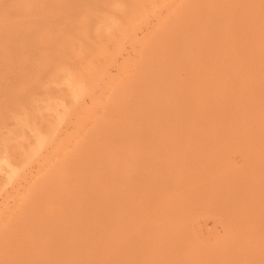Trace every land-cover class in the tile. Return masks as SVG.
<instances>
[{
	"label": "rangeland",
	"instance_id": "rangeland-1",
	"mask_svg": "<svg viewBox=\"0 0 264 264\" xmlns=\"http://www.w3.org/2000/svg\"><path fill=\"white\" fill-rule=\"evenodd\" d=\"M141 1L143 0L140 1L110 0V2L109 0H86V1L84 0H64V1L63 0H52V1L51 0H44V1L43 0H0V85H1L0 86V144L1 141L3 140L1 139L2 137L5 139L7 138V136H9L11 133L15 131H18V135L21 136V138L18 137L15 138L18 141L13 139L7 145L6 144L4 145V148L6 150L5 152L8 151L6 153V156L10 160L12 167L14 166L13 168H15V170L17 171V175H15L13 181L10 182V179L8 180L9 171L6 170L8 172L7 174L5 170L0 169V216L8 217L15 215L17 216L18 214H21L23 216L32 213L35 215L37 214L36 215L38 217L37 220H39L38 223L39 225L37 230L38 229L42 230L39 232L40 233L42 232L43 237L41 236V244L36 246L35 248L36 251L34 250L35 253L33 252L35 255H33L32 253V257L28 259L29 261L30 260L32 261V262L30 261L29 264H43V263L73 264L74 262L78 263L77 261L80 258L79 253H81L80 252L81 246L85 252L89 251L92 247V243H93L92 240L94 239V237L93 238L91 237L92 236H95V238L96 236L98 237L99 236L98 232L102 231L101 228L102 227L105 228L103 224L105 225V222L109 221V219L107 218L114 217V201H113L114 190L112 192L111 189H114V180H115L117 182L119 181L118 184L122 185L124 189L126 188L125 190L129 191L131 197L122 196L121 201L123 203L120 201L122 204L124 205L127 204L130 206V208L126 209V211L129 212V214L126 215L127 212L125 211L123 215L117 216L118 218H114L115 219L114 225H116L115 228L119 227L121 229V231H119L120 229L118 230L117 228V231L119 232L118 234L120 235V239L122 238L120 243L122 245L116 246L117 248L120 247L121 248L117 250V248L114 247V251H116L115 253L117 254L119 253L118 255L116 254V256L114 257L116 259V260L114 259V264L116 263L118 264H130V263L131 264H143V263L145 264H152V263L153 264H192V263L193 264H217V263L239 264V262L240 264H254L255 262L252 259L249 252L246 251L247 253L244 252V254L243 253L241 254L240 251H237L238 248L236 246L234 248L231 246L227 247L223 245L226 244L224 243L225 241L224 234H225V230L227 229L225 227L229 228L231 226V224L229 225L230 220L225 218L227 217L225 215H227L226 209L228 207H226V204L222 202L223 200H225V198L222 197L223 200L221 201L222 199L221 197L215 195V198H211L213 196L209 194V191L212 189L211 188L212 185L209 184L211 182L209 181V179L211 180L212 178L211 175L215 171V169H212L213 167L209 165V162L213 160L216 161L218 156H220L219 154L221 153L226 155L227 156L226 158H229L228 161L232 163L233 166L237 168H241L242 165L241 156L242 154H244L243 146L245 143L244 140L246 141V139L243 137L229 138L224 140L223 139L220 140L219 138H213L214 139L213 141V139L211 138L199 139L194 136H177L176 134H174L168 137L164 135L168 129L172 132L174 127H176L175 120L178 119V121L180 122H185V121L187 122L189 118L191 120L193 119V117L195 116V111L192 110L194 109H191L192 107L190 106L187 107L188 105L185 104L189 102V100H191L190 94L188 93L191 92L192 90L191 86L193 85H195L196 87L199 86L198 90L203 88L205 89V87L200 88V86L202 85H196V84L201 83L204 84L203 86H207L206 82L202 83V80L207 81L208 78L201 76V73L203 72L201 73L193 72L192 67L188 68L191 71L188 69H186V71L185 69H181L183 65L180 63L179 59H177V61L174 60L175 66L174 63L172 62L171 65H168V68L170 69V72H174L179 76L178 79L179 81H182L183 84H179L178 86L176 85L174 87V89L172 90L173 95H169L168 92L166 94H163L164 97L162 98H164L163 100L164 102L165 100H167L166 98L167 96H171L172 101L168 102L169 105L166 104V102L165 103L162 102V100L153 101L154 97L149 96L148 93H147L148 98L145 96V93L143 92L145 89V82H146L145 80L152 77L150 76V73L154 72V68H153L154 64H156V60L158 61V59H155V55L157 58H159V54H157V51L156 54H154L155 52L150 51L151 55L153 54V56L149 55L151 57L148 56L150 59L148 58L149 60H147L145 54L148 55L150 52L148 53V50L146 49L144 51H147L148 54L145 52L143 56L146 59L145 61V59L142 58L141 56L142 54L141 49L143 48L141 46L142 45L141 43L145 41L144 39L147 38L148 35L150 36L152 34V31L156 25L155 17H157V20L160 18L162 19V17L164 18L166 14L164 13L165 11L162 9L161 10L163 12L162 11L159 12L160 10H156L157 12L155 11L153 15L152 13H149L147 15L145 23L143 24L138 23L139 25L137 27H134L133 29H130L129 27H125L124 25L126 23L122 20V18L123 19L126 18L125 19L126 21L130 17V15H127L125 13L127 12L129 13V10L131 9V4L134 6L133 9H135L136 5L137 7L139 6L137 2H141ZM174 1L175 2L178 1L179 3V0H174ZM135 2L136 5L133 4ZM112 6L115 7L116 11ZM156 14H158L159 16H156ZM60 15L62 18L60 17ZM123 15H127L129 17ZM116 19L118 20L120 25L116 21ZM82 20L86 22H83ZM112 20L115 21L116 23L115 27L113 26L115 24L114 22H112ZM56 21L57 23H55ZM107 22L110 23L108 24ZM42 23L44 24L40 26V24ZM86 23L88 24V27ZM110 26L111 27L113 26L115 29L114 28L111 29ZM120 28L121 29L124 28L125 30L127 28V30L124 31V29L121 30ZM22 32L24 33L22 34ZM36 33L38 34V36L33 35ZM97 33H99V37L100 35L102 36L98 38ZM117 33L121 35L120 37L121 39H119L120 35H118ZM186 37H189L188 31H186ZM111 38L114 41L112 40V42H110ZM116 38H118L119 40L118 39L116 40ZM41 39L44 40L41 41ZM118 41L120 42L122 41V42L120 43ZM113 42H115V44ZM212 42L215 43L214 41ZM150 47L148 48L150 49ZM155 48L158 50L159 47L155 45ZM151 49L153 50V46L151 47ZM100 50L102 52L103 50H105L106 53L104 51L105 54L102 55V52ZM176 50L177 51L175 53L178 54L176 58H180L182 55L179 53V49L176 48ZM100 53L103 56L101 58H100ZM201 56L204 59H207L208 57L204 53H202ZM190 59L188 58V60L186 61L184 59L186 65L189 64L186 62H188ZM150 60L152 61L150 62ZM181 62L184 63L183 59ZM45 63L48 64L44 65ZM142 65L143 66L149 65L148 66L149 68L147 66L146 67L150 69V71H148L147 68H145V66L142 67ZM157 65L158 64H156V66ZM170 67L173 68L171 69ZM184 71L187 74L184 73ZM64 74L65 76L66 74L72 76L75 82L76 80H78V82L82 81L81 82L83 84L82 86L83 87L86 86L85 87L87 89L86 92L81 96H78L77 98L72 96L67 86L61 83L62 81L60 80V78L61 77L63 78ZM142 74L144 76H142ZM188 74H192L194 75V77L199 75V77H201L200 79L201 82L200 80L199 82L195 80L196 77L193 79L191 75L187 77ZM86 75H88L89 77ZM203 75L206 76L205 73H203ZM87 77L88 79H86ZM190 77L193 79V81L195 80L198 83L192 81L193 83L191 82L192 85L190 86L189 81L191 79L188 82H185L187 81L186 78L189 79ZM181 78H184L185 80L183 79L181 80ZM210 80L211 79L209 78V82H211L210 85H213V82ZM184 83H186L185 84L186 86H184ZM210 85H208L206 89L209 88ZM177 87H179L180 90H178ZM9 98L11 101H9ZM185 99L187 101H185ZM159 101L160 103H157ZM48 106L52 108L51 111H49L50 108L48 109ZM54 106H56L58 109H56ZM146 107L148 108L145 110ZM45 108L47 111L45 110ZM100 110L101 112L103 111L104 112L101 114ZM178 111H180L179 113H181V111L182 113L183 112L186 113L185 115H183L184 113L183 114L181 113L182 115H179ZM96 114L99 115L97 116ZM102 115L105 117L104 121L110 122L109 128L106 127L107 126L106 124L102 125L100 123L96 124L95 126L96 128L93 126L96 121L99 122V120H101L100 117H102ZM177 116L178 118H176ZM115 118L119 119V123H121L120 121L123 118L126 120L125 121L123 119L125 122V127L123 130L125 131H122L120 129L122 132L128 131L126 135L123 133L124 136H122L121 134L122 137L119 136L117 138H114L113 136L114 134H112L111 132L112 129L114 132L113 121ZM150 118L152 120H150ZM190 119L188 121H190ZM24 120L25 121L27 120L29 122L27 124L29 125L27 129L25 127L26 131L23 130L24 131L23 133L22 131L23 126L21 125H22V121ZM19 121H21V123H19ZM111 122L113 124H111ZM145 122H151V125L153 126L152 130L155 131L154 132L155 135H152L150 131H149L150 133L147 130L144 131L145 127H147L146 125H150V123L147 124ZM92 123L93 125H91ZM127 124H128L127 126L128 129L126 127ZM129 125L132 127L130 128ZM134 125H137L135 126L136 128H133ZM18 126L22 127L21 128L22 132L20 131V128L18 130ZM78 127L80 130L78 129ZM108 129L111 131H109ZM29 130H31L32 132L33 131L36 132L38 130V133L39 132L40 133L33 134L30 133ZM103 130L104 131L106 130V132H104ZM141 130L143 132H141ZM176 131L178 132L179 130L176 129ZM159 132L163 138L161 137V135H159L160 138L158 137ZM81 133H83V135L80 136ZM141 133L143 134L144 137L142 136ZM94 134H98V135L96 136ZM37 135L47 140V141L45 140V145L43 146L44 148L40 149L41 151L38 150L36 151L37 146L35 145H36ZM138 136H142V137L139 139ZM76 137H78V139H76ZM137 138H138V144H136ZM82 139H85L86 143L78 144L80 140H81L80 143L83 141ZM101 139L105 141L102 142ZM74 140L76 142L78 141L76 145ZM133 143H135L136 146L138 147H136L135 144ZM86 144L88 147L89 146L90 147L88 148ZM94 145L96 149L93 147ZM197 145H198L197 147L198 150H196V152L199 151L197 153L198 154L200 153L199 161L197 159V156H194L192 154H191L192 156L190 155V149ZM59 147H63L60 148L62 150H60ZM114 147L116 149L120 148V150L124 148L123 150L129 153L126 155V157L128 158L123 157V159H121L120 161L121 163H123L120 164V166H124L125 164L126 165L124 166L125 169L122 170V172L125 173L123 174L121 172L123 174V175L121 174L122 176L119 175V173L116 174V176L119 175L118 178L119 180L114 178L112 179V177H114V155H112L114 154ZM235 147L242 148L243 151L239 149L240 151L238 152V150H234ZM230 148H232L231 150H233L234 152L231 151ZM54 149L55 150L58 149L59 152L63 154V157L67 155L66 158L64 159L69 160L68 162L70 161L71 162L68 163L67 161H64V164L61 165L60 157L62 155L59 156V160H58L57 159L58 156L56 155L59 152L57 151V153H54L56 152ZM64 149H66L68 152H72L74 155L73 156L70 155L72 153L70 154L68 153L69 155L68 154L65 155L64 153L66 150ZM91 149L93 150L95 149V150L93 151ZM225 149L228 150L227 154H225L227 151L224 152ZM35 151L38 152V154ZM202 153L203 155L201 156ZM101 155H103V157H100ZM68 156H70V158H68ZM201 157H203L204 159H202ZM110 160L112 162H109ZM122 160L125 161V164ZM77 161L79 164L77 163ZM85 161H87V163ZM127 162L129 164H127ZM204 162H206V164ZM203 164L205 166H203ZM58 165L60 166L59 168L61 170L64 167L63 169L64 171L61 174L63 178L61 177L60 180L57 179L58 180L57 183L60 184L62 183L61 185L65 187L64 194L63 191L60 192L61 191L60 186H59L60 188H57L55 186L57 181L56 170H58ZM79 165H81V167ZM174 165L176 166V168ZM128 167L131 168L129 169ZM171 167H174L175 169ZM199 167L201 168L207 167V168L201 169ZM66 168H70V169L66 171ZM101 168L106 172L104 173V171L101 170ZM116 169L118 171L119 169L121 170V168L118 166H116ZM176 169L177 171L180 170L183 173L182 174L183 178L180 177L178 182V185L181 183L180 188L184 189V190L182 189V196L184 194L183 203L182 202L180 203L178 207L179 209L177 208L173 212H170L171 214L169 213L167 214L166 212L162 214L157 213L158 214L157 217L153 216V214L154 215L156 214L155 212L150 210L149 212L147 211V214H149L148 217L146 216L142 217L140 215V211L139 212L137 211L138 208L137 209L135 208L136 206L135 202L138 201L137 197L139 196L138 193L139 190L147 187L150 184H152L153 186V182L154 184H156L154 186L155 187L157 186L159 189L160 187L161 188L163 187L164 189V187L166 188L170 186L168 184V180H166L167 173L175 172ZM197 169L202 172L204 171V176L203 174H201L198 177H196L197 176L196 173L199 172ZM42 170L45 172H43ZM86 171H89V173ZM101 171L104 174L103 173L101 174L100 173ZM94 174L96 176H94ZM93 176L96 178H94ZM43 178L48 180L44 181V183H41L43 181L42 180ZM92 178L96 179V181ZM120 178L122 180H120ZM240 179L241 178H239L238 180L236 179V181L238 182L234 183L237 184V186L239 185V188L243 186V183L240 182L242 180ZM53 181L55 182V184L53 183ZM95 183H97V185ZM201 184L203 185V188L201 187ZM38 186H40L41 188ZM31 188L34 192L30 190L33 193L30 195L33 196L32 197L30 196L29 198L28 191ZM52 188L54 189L52 190ZM240 189L242 190V188ZM240 189L238 188L236 189L238 195L241 194ZM46 193H48L49 196L48 195L45 196ZM27 194L28 196H26ZM217 197L218 199H216ZM48 198L49 200H47ZM262 198L263 197H257V201L258 199L261 200ZM32 199H34L35 201L33 200L34 202H31ZM75 199H77L76 202ZM44 200H47L46 201L47 203L43 202ZM209 200L211 201L209 202ZM25 201L26 204H24ZM212 202L215 203L213 204ZM36 203L39 204L37 205ZM20 204H22L25 208ZM48 205H54V206L56 205V208L57 206L58 208L61 207L59 210L62 211L64 210V211L57 212L56 214L53 212L54 213L53 217L52 218L50 217L48 220L46 217V209L48 208ZM132 206H134L136 210L135 209L132 210ZM212 207H215L216 209L214 210V208ZM137 212L138 214H136ZM218 214L220 215L218 216ZM158 217L160 218V220L158 219ZM218 218L220 222H218L219 221ZM221 219H223L225 222ZM41 220L43 222H41ZM46 221L48 222V224H46ZM164 222L165 223L167 222L169 227H172L171 225L174 224V226H176L174 229L176 230H171V228L165 226ZM136 223L138 227L140 226L141 228L145 227L146 228L145 231L144 229H142L141 231V229H139L138 227H136L137 229L136 230L134 228ZM61 225L63 227L65 226L64 227L65 229L64 228L62 229ZM120 225L122 226L120 227ZM96 226L98 229L96 228ZM150 228L153 231L156 230V232L150 231ZM163 228H166L165 229L166 231ZM46 229L47 231H45ZM149 233H151L153 236L156 233V235L153 237ZM131 236H133L134 238ZM136 236H138V238ZM149 238L154 240L151 241ZM79 240L82 242H80ZM139 240L141 241V243ZM146 240L148 241L147 243H149L150 245L145 243ZM163 240H165V242H163ZM87 243L88 244L90 243L91 245L90 244L89 245L91 247ZM164 243H165V247L163 246ZM169 245H172V248L169 249L170 247ZM83 246L86 248H84ZM145 246L146 249L144 248ZM215 247L217 248L219 247V248L217 249ZM159 249H161L162 251ZM192 251L194 252V254H192L193 253ZM120 253H122L121 254L122 256L120 255ZM248 254L250 256H248ZM191 256L192 258H190ZM201 257L203 259H201ZM73 258L75 260H73ZM22 259L25 260L24 258ZM197 259H199L200 261ZM25 263L28 264V262Z\"/></svg>",
	"mask_w": 264,
	"mask_h": 264
},
{
	"label": "bare ground",
	"instance_id": "bare-ground-1",
	"mask_svg": "<svg viewBox=\"0 0 264 264\" xmlns=\"http://www.w3.org/2000/svg\"><path fill=\"white\" fill-rule=\"evenodd\" d=\"M84 1H86V0H84ZM133 1H135V0H133ZM109 2H110V0H109ZM141 2H137L138 5H139L138 7L136 5V2L133 3V4L136 5L135 6L136 7L135 9H133L134 6L131 4V9L129 10V13L130 14L128 12L125 13L127 15H130V17L127 16V15H123V16L129 17V19H127L126 21H125L126 18H124V19L122 18V20L126 23L124 25L125 27H129L130 29H133L134 27H137L139 24L145 23V20L147 18V15L149 13H152V15H153L156 10H160L159 12H161L162 10H164L165 11L164 13L166 14L164 18L161 16L162 19L160 18V19L157 20V17H155L156 25H155V28L152 31V34L150 36L148 35L149 37L147 36V38L144 39L145 41L144 42L142 41L143 43H141L142 44L141 46L143 47L141 49V51H142V54H141L142 58L145 59V57H146L147 60H149L150 59L149 57L153 56V54L151 55V52L150 51L155 52L154 54H156V51H157V54H159V58H157L156 55H155V59H158V61L156 60V64H158V65L156 66V64H154V67H153L154 68V72H151L150 73V76H152V77L151 78H148L147 80H145L146 81L145 82V89L143 91L145 93V96L147 97V93H148L149 96H151V97L153 96L154 97L153 101L162 100V102H164L163 101L164 98H162V97H164L163 94H166L168 92L169 95H173L172 94L173 93L172 90L174 89V87L176 85L178 86L179 84H183L182 81H179V79H178L179 76L176 73H174V72H170V69L168 68V65H171V63L172 62L174 63L175 62L174 60L177 61V59H179L180 63L183 65L181 67V69H185V71H186V69L192 67V69H193L192 71L195 72V73H201V72L205 73L206 76H204L203 73H201V76H203L205 78H208V79H207V81L206 80H202V83L206 82L207 86L210 85L211 82H209V78L211 79L210 81L213 82V85H210L209 88L206 89L207 86H203L204 84L198 83L199 80L201 79V77H199L198 74H197L198 76H195L196 78L192 74H188L187 75V77H189V75H191V77L193 79L195 78V80L198 81V82H196L194 80L196 83H198L196 85H202V86H200V88L201 87H205V89L203 88V89H199L198 90V87L199 86L198 87H196L195 85L191 86L192 85L191 82L193 81V79L191 77L189 79L186 78L187 81H185V82H188L191 79L189 81V83H190V86L192 87V90H191L190 93H188V94H190V99L191 100H189V102H187V103H185V102L184 103L186 105H188L187 107L190 106V107H192L191 109H194L192 111H195V116L193 117L192 120L189 118L190 121H188L189 120L188 119L187 122L186 121L185 122H180V121H178V119L175 120L176 123L175 122L174 123L176 124V127L177 128L174 127V129L176 128L179 131L177 132L176 129L175 130L173 129L172 132H171L168 129L167 132L164 135L165 136H168V137L169 136H172L174 134H176L177 136H194V137H197L199 139H203V138H205V139H207V138H211V139H213V138H219L220 140L221 139L224 140V139L237 138V137L238 138L239 137H243V138L246 139V141L244 140V142H245L244 143V146H243L244 151L242 150V148H239V147H235L234 148V150H238V152L240 151L239 149H241L244 152V154H242V156H241L242 157V163H241L242 165H241V168H237V167L233 166L232 163H230L228 161L229 158H226L227 156L224 155V154H221V153L219 154L220 156H218V158H217L216 161L213 160V161L209 162V165H211L213 167L212 169H215L214 173L211 175V177H212L211 180L208 178L209 181H211L209 184L212 185V187H211L212 189L209 191V194H211L213 196L211 198H215V195L218 196V197H221V198L222 197L225 198V200H223V198H222L221 201L223 200L222 202L224 204H226V207H228L226 209L227 210V212H226L227 215H225L227 217H225V218H227V219L230 220L229 225L231 224V226L228 228V227H225L224 226L225 224L223 225L225 228H227L225 230V234H224V239H225L224 243H226V244H223V245H225L227 247L228 246H231V247H234V248L236 246L238 248V250H237V248H236V250L237 251H240L241 254L242 253L244 254V252L245 253L249 252L250 255H251V257H252V259L255 262L254 264H264V0H179V3H178V1H176L177 2L176 3L174 0H143ZM105 3H107V2H105ZM140 3H141V5H140ZM107 4H109V3H107ZM112 7H114V6H112ZM52 8H54V7H52ZM114 10H115V7H114ZM121 12H120V14H121ZM131 13H133V14H131ZM86 14H87V12H86ZM158 14H156V16H159ZM60 17H61V15H60ZM49 18H50V16H49ZM86 19H88V18H86ZM87 21H90V20H87ZM116 21L118 22L117 19H116ZM83 22H86V21H83ZM112 22H114L115 25H113V24L112 25L115 27L116 26L115 21L112 20ZM44 23L40 24V26L43 25ZM55 23H57V21ZM87 23H89V22H87ZM87 23H86V25L88 27V24ZM107 23L109 24L110 22H107ZM105 25H106V22H105ZM119 25H120V23H119ZM126 25H128V26H126ZM84 26H85V24H84ZM113 26L112 27L110 26V28L113 29L114 28ZM121 26H122V24H121ZM117 27H119V26H117ZM85 29H86V27H85ZM122 29H124V28H122ZM126 30H127V28H126ZM126 30L124 29V31H126ZM97 31H99V30H97ZM186 31L189 32V37L190 38L189 37H186ZM23 33L24 32H22V34ZM97 34H98L97 35L98 38H100L102 36V35H100V37H99V33H97ZM117 34L120 35L119 33H117ZM33 35H37L38 36L37 33L36 34H33ZM120 37H121V35L119 36V39H121ZM29 39H30V37H29ZM117 39L118 38H116V40ZM42 40H44V39H41V41ZM95 40H97V39H95ZM110 40H111L110 42H112L113 39L111 38ZM32 41H35V40H32ZM186 41H187V43H186ZM212 41H214L215 43H213ZM115 42H117V41H115ZM115 42H113V43L115 44ZM118 42H120V41H118ZM154 44L159 47L158 50L155 48V45ZM183 45H185V46H183ZM150 46L151 47L153 46V50L151 49ZM148 47H150L151 50ZM176 48L179 49V53L182 55L180 57L181 60H180V58H176V56L178 55V54L175 53L177 51ZM146 49L148 50V53L150 52L149 54L147 53V51H144ZM154 49H156V50H154ZM104 51L105 50H103V52L101 51L102 52V55L106 53V51H105V53H104ZM115 52H117V51H115ZM145 52L148 55H146ZM202 53H204V54H206L208 56L207 59H204L201 56ZM144 54H145V57H143ZM102 55L100 53V58L103 57ZM149 55H151V56H149ZM188 58L189 59L191 58V59L188 62H186V63H189V64L186 65L185 62H184V59L186 61V60H188ZM182 59H183V62L184 63L181 62ZM203 59L205 60V62H204ZM145 61H146V59H145ZM151 61L152 60H150V62ZM47 64L48 63H45L44 65H47ZM184 64H185V66H184ZM144 66H145V68H147L149 65L148 66L147 65H144ZM144 66L142 65V67H144ZM174 66H175V63H174ZM148 68H147V70L150 71V69H148ZM170 68L172 69L173 67H170ZM178 68H180V67H178ZM86 70H87V68H86ZM188 70H190V69H188ZM145 71H146V69H145ZM185 71H184V73H186ZM143 74H142V76H144ZM88 75H89V73H88ZM88 75H86V76H88ZM83 76H84V73H83ZM88 77L86 79H88ZM61 78H60V80L62 82L61 81L60 82L63 83V85L67 86V88L69 89L70 94L72 96H74V97L77 98L78 96H81L82 94H84L86 92V90H87L85 88L86 86H84V87L82 86L83 85L81 83L82 81L81 82L80 81L78 82V80H76V82H75L74 79L72 78V76H70L69 74H66V76L64 74V77L62 79ZM182 79L185 80L184 78H181V80ZM213 80H215V81H213ZM200 82H201V80H200ZM114 84H115V82H114ZM185 84L186 83H184V86H186ZM179 87H181V86H179ZM179 87H177L178 90H180ZM152 91H153V93H152ZM166 98H167V100H165V102H166V104L169 105L168 102L169 101H172V98H171V96H167ZM173 98H174V96H173ZM9 101H11L10 98H9ZM185 101H187V100L185 99ZM157 103H160V101L157 102ZM145 104H146V102H145ZM181 104H178V105H181ZM54 107L56 109H58L56 106H54ZM183 107H184V104H183ZM49 108H50L49 111H51L52 108L50 106H48V109ZM115 108H117V107H115ZM123 108H124V106H123ZM147 108L148 107H146L145 110ZM179 108H181V107H179ZM187 109H186V111H187ZM45 110H46V108H45ZM101 110H100V112H101ZM183 110H185V109H183ZM182 111H181V113H182ZM103 112H101V114ZM136 112H137V110H136ZM141 112H142V110H141ZM179 112L180 111H178V114L179 115H182L183 113H184L183 115H185V113H186V112H183L181 114ZM189 113H191V112H189ZM96 115L98 116L99 114H96ZM148 116H150V115H148ZM174 116H176V115H174ZM178 116L176 118H178ZM100 118H101V120L98 119L99 122L96 121L94 123V125H93V123L91 125H93L95 127L97 123H100L102 125L103 124H106L107 125L106 127L109 128V125H110L109 123L110 122L104 121V118L105 117L103 115ZM22 119H23V117H22ZM123 119H121V121H120L121 123H119V119H117V118H115L114 121H113L114 122V132H113V129H112V132L111 133L114 134L113 135L114 138H117V137L121 136V134H122V136H124V134L126 135V133L128 132V131L127 132H122V131H125V130H123L124 127H125V122H124L125 119L124 120ZM116 120H118V121H116ZM122 120H123V122H122ZM144 120H146V119H144ZM150 120H152V119L150 118ZM182 120H183V118H182ZM173 121H174V119H173ZM130 122H131V120H130ZM19 123H21V121H19ZM27 123H29L27 120L26 121L25 120L22 121V125H21V126H23L22 131L23 130L26 131L25 130V127L27 129V127L29 125ZM145 123H147V124L150 123V125H146L148 128L145 127L144 131L145 130H147L148 132L150 131L152 135H155V133H154L155 131L152 130L153 126L151 125V122H145ZM111 124H113V123L111 122ZM128 124H129V122H128ZM128 124L126 125V127L128 126ZM133 124H134V122H133ZM140 124H142V123H140ZM120 125H122V126H120ZM130 125H131V123H130ZM130 125H129V127L131 128L132 126H130ZM137 125H134L133 128H136L135 126H137ZM21 126L20 127L18 126V130L20 128V131H21V128H22ZM79 126H81V125H79ZM16 127H17V125H16ZM78 129H79V127H78ZM91 129H92V127H91ZM127 129H128V127H127ZM31 130H33V129H31ZM31 130H29L30 133H33V134L34 133H37V134L40 133V132L38 133V130L36 132H34V131L32 132ZM24 131H23V133H24ZM109 131H111V130H109ZM104 132H106V130ZM141 132H143V131L141 130ZM81 135H83V133H81L80 136ZM94 135L97 136L98 134H94ZM152 135H150V136H152ZM159 135H161L160 132L158 134V137H159ZM132 136H134V135H132ZM142 136H143V134H142ZM142 136H138L139 139ZM16 137L21 138V136L18 135V131H15V132L11 133L5 139L2 137L1 139H3V140L1 141V144H0V169H3L5 171L6 170L9 171V174H8L7 171L6 172H7V174L10 177V178L8 177V180L10 179V182L13 181V179L15 178V175H17V171L15 170V168H13L14 166L12 167L10 160L6 156V153L8 151L5 152L6 150L4 148V145L5 144L7 145L9 142H11ZM36 137H37L36 138V145H35V146H37L36 151L37 150L38 151H41L40 149H43L44 148L43 146L45 145V140L46 139H44V138H42V137H40L38 135ZM161 137H162V135H161ZM94 138H95V136H94ZM76 139H78V137H76ZM15 140H17V139H15ZM82 140L85 141V139H82ZM98 140H100V139H98ZM118 140H119V138H118ZM131 140H133V139H131ZM68 141H70V140H68ZM80 141H79L78 144H84V143H86V141L85 142L82 141L81 143H80ZM104 141L102 140V142H104ZM213 141H214V139H213ZM74 142H75V145H76L78 141L76 142L74 140ZM131 142H133V141H131ZM124 143H123V145H124ZM133 144H135V143H133ZM136 144H138V138H137V143ZM136 144H135V146H136ZM123 145H121V146H123ZM194 145H196V144H194ZM86 146H87V144H86ZM107 146H108V144H107ZM140 146H143V145H140ZM230 146H232V145H230ZM93 147L96 149L95 145ZM136 147H138V146H136ZM197 147H198V145L197 146H194L193 148L190 149V155L192 154L194 156H197V159L199 161L200 160L199 159L200 158L199 157L200 153L199 154L197 153L199 151L196 152V150H198ZM60 148H63V147H59V149ZM74 148H73V150H74ZM79 148H81V147H79ZM231 149L232 148H230V150ZM60 150H62V149H60ZM64 150H66V149H64ZM91 150H93V149H91ZM122 150H120V148L119 149H116L114 147V154H112L113 151L111 153L112 155H114V177H112V179L113 178L114 179H118L119 178V175H121L122 173L123 174L125 173V172H122V170L125 169V167H124L126 165L125 164V161L122 160L124 162V164H125L124 166H120V164H123L120 161H121V159H123V157L128 158V157H126V155L129 154V153L127 151H124V150L122 151ZM55 151L56 152H54V153H57V151L59 152L58 149L55 150ZM162 151H163V149H162ZM172 151H173V149H172ZM231 151H233V150H231ZM224 152H226L225 154H227L228 153V150L225 149ZM238 152H236V153H238ZM36 153L38 154V152H36ZM68 153L70 154L72 152H68L66 150L64 154L66 155ZM60 155H62L61 156L62 158L60 157L61 165L64 164V161H67V162L69 161V160L64 159V158H66L67 155L63 157V154L60 153V152L56 155V156H58V158H57L58 160H59V156ZM70 155L73 156L74 154L72 153ZM202 155H203V153L201 154V156ZM184 156H186V155H184ZM29 157H31V156H29ZM100 157H103V155H101ZM68 158H70V156H68ZM88 158H87V161H88ZM201 158L204 159L203 157H201ZM164 159H165V157H164ZM108 160H109V158H108ZM87 161H85V162L87 163ZM70 162H68V163H70ZM109 162H112V161L110 160ZM206 162H204V163L206 164ZM77 163H78V161H77ZM101 164H102V162H101ZM127 164H129V163L127 162ZM92 165H93V163H92ZM79 166L81 167V165H79ZM116 166L120 167L121 170L119 169V171H118L116 169ZM203 166H205V165L203 164ZM59 167L60 166L58 165V170H56V172H57V178H56V180L57 179L60 180L61 177L63 178V176L61 174L64 171L63 170L64 167L63 168L61 167L62 170ZM201 167H199V168H201ZM102 168H101V170H103ZM171 168H174V167H171ZM175 168H176V166H175ZM204 168L205 167H203L201 169H204ZM69 169L70 168H66V171L69 170ZM160 169H162V168H160ZM103 171H104V173L106 172L105 170H103ZM198 171L199 172L196 173V175H197L196 177H198L201 174H203V176H204V171L203 172L200 171V170H198ZM43 172H45V171H43ZM86 172L89 173V171H86ZM100 173L102 174L103 172L101 171ZM118 173H119V175L116 176V174H118ZM131 174H132V172H131ZM182 174L183 173L180 170L177 171V169L175 170V172H169V173H167V179L166 180H168V184L170 186H168L166 188L164 187V189H163V187L162 188L160 187V189L157 186L155 187L154 185H156V184H154V182H153V186H152V184H150L147 187L142 188V189L139 190V192H138L139 193V196L137 197L138 198V201L135 202L136 203L135 208L136 209L138 208L137 211L138 212L140 211V215L142 217L143 216L148 217L149 214H147V211L149 212L150 210H152L153 212H155L156 215L153 214V216H156V217L158 216L157 213H159V214L161 213L162 214V213H165L166 212L167 214L168 213L171 214L170 212H173L174 210H176L179 207V205H180L181 202L183 203V196H184V194L182 196V189L183 188L182 189L180 188V184L181 183L178 185L179 179H180V177H182ZM79 175H81V174H79ZM126 175H127V172H126ZM94 176H96V175L94 174ZM128 176H131V175H128ZM53 177H55V176H53ZM75 177H76V175H75ZM94 178H96V177H94ZM94 178H92V179H94ZM121 178H120V180L123 179V178L122 179ZM144 178H146V177H144ZM239 178H241L240 180H242L240 182L243 183V186L240 187V188H242V190L239 188V185L237 186V184H234L235 182H238V181H236V179L238 180ZM66 179H67V177H66ZM128 179H129V177H128ZM42 180L43 181L41 183H44V181H46L48 179H44L43 178ZM58 180L56 181V185L55 186L57 188H60L61 187V189H60L61 191L60 190L59 191L60 192L63 191V194H64L65 187L63 185H61L62 183L61 184L60 183H57ZM94 180L96 181V179H94ZM118 182L114 180V189H111L112 192L114 190V200H113L114 201V217L107 218V219H109V221L108 222H105V225L103 224V226H105V228L101 226L102 227L101 228L102 231L101 232L100 231L98 232L99 233V236L98 237L97 236H96V238H95V236H92L91 237V238L94 237L95 240L94 239L92 240L93 241L92 247L90 246L91 245L90 243H89L90 245L87 243L91 247V249L89 251L85 252L84 249H82V246H81L80 252L82 254L79 253L80 254V256H79L80 258L77 261L78 263L74 262L73 264H114V259H115L114 257L117 254V253H115L116 251H114V247L117 248L116 246L122 245V244H120L122 238L120 239V235L118 234L119 232L117 231V228H118V230L120 228L119 227H116L115 228L116 225H114V221H115L114 218H118L117 216L123 215L124 212L126 211V209L130 208L129 205H127V204L124 205V204H122L123 202L121 201L122 196H126V197L128 196L129 197L130 196V193H129V191L125 190L126 188L124 189V187L122 185L118 184ZM149 182H151V181H149ZM206 182H207V180H206ZM53 183L55 184L54 181H53ZM95 184L97 185V183H95ZM87 185H88V182H87ZM62 186H63V188H62ZM38 187H40V186H38ZM43 187H45V186H43ZM201 187L203 188V185L202 184H201ZM237 188L241 190V194L240 195H238V193H237V190H236ZM47 189H49V188H47ZM53 189L54 188H52V190ZM30 190L33 191L32 188H31L28 191L29 193L27 192L29 194V198H30V196L31 197L33 196V195H30V194H33ZM34 190H35V188H34ZM44 191H45V189H44ZM28 194L26 196H28ZM47 195L49 196L48 193H46L45 196H47ZM34 196H35V194H34ZM89 196H90V194H89ZM218 197L216 199H218ZM257 197H263V198L261 200L258 199V201H257ZM49 198H52V197H49ZM49 198L47 200H49ZM27 199H28V197H27ZM58 199H59V197H58ZM77 199H75V202H76ZM185 199H187V198H185ZM33 200L34 199H32L31 202H34L35 201V200L34 201ZM47 200H44L43 202L47 203L46 202ZM211 200H209V202ZM213 201H214V199H213ZM21 203H23V202H21ZM24 204H26V201L24 202ZM36 204L38 205L39 203H36ZM220 204H221V202H220ZM20 205H22V204H20ZM217 206H218V203H217ZM215 207H212V208H214V210H215L216 209ZM60 208H58V206L56 208V205L55 206L54 205H48V208L46 209V217H47V219L49 220L50 217L52 218L53 215H54V213L56 214L57 212H61L62 210H59ZM135 208H134V206H132V210H134ZM42 211H44V210H42ZM128 211H131V210H128ZM25 212H26V210H25ZM138 212L136 214H138ZM127 214H129V212H127L126 215ZM10 215H11V213H10ZM36 215L32 213V214H26V216H23L21 214H18L17 216L15 215V216H8V217H2V216H0V264H20V263L21 264H26L25 262H28V264H29V262L31 260L29 261L28 259L32 257V253L34 252L36 246H38V245L41 244L42 232L40 233L39 231H42V230L41 229L40 230L39 229L37 230L38 225H39L38 224L39 223V220H37L38 217ZM219 215L220 214H218V216ZM216 216H217V214H216ZM131 218H133V217H131ZM134 219H135V217H134ZM158 219L160 220L159 217H158ZM218 220H219V218H218ZM221 220H223V219H221ZM47 221H46V224H48ZM80 221H81V219H80ZM41 222H43V221L41 220ZM54 222H55V220H54ZM218 222H220V220ZM170 224H173V223H170ZM89 225H90V223H89ZM94 225H97V224H94ZM121 226L122 225H120V227ZM165 226L169 227L167 222L165 223ZM171 226L172 227H169V228H171V230H176V229H174L176 227V226H174V224L171 225ZM61 227L63 229L65 226L63 227L61 225ZM136 227H138L137 226V223H136V225H135L134 228L136 229ZM96 228H97V226H96ZM138 228L141 229V231H142V229H144V231L146 229L145 227L141 228V226L138 227ZM135 229H134V231H135ZM163 229L165 230L166 228H163ZM45 231H47V229ZM119 231H121V229ZM123 231H125V230H123ZM150 231H153V230L150 228ZM154 231L156 232V230H154ZM179 231H180V229H179ZM82 234H84V233H82ZM149 234L152 235L151 233H149ZM93 235H94V232H93ZM155 235H156V233H155ZM174 235H175V233H174ZM152 236H151V238H152ZM131 237H133V236H131ZM136 237L138 238V236H136ZM53 239H55V238H53ZM59 239H60V237H59ZM74 239H76V238H74ZM150 240L152 241L154 239H150ZM42 241H43V239H42ZM53 242H54V240H53ZM80 242H82V241H80ZM80 242H78V243H80ZM147 242L148 241L146 240L145 243H147ZM163 242H165V240H163ZM140 243H141V241H140ZM147 244L150 245L149 243H147ZM88 245H87V247H88ZM172 245H169L170 246L169 249L172 248ZM76 246H77V244H76ZM155 246H157V245H155ZM163 246L165 247V243L163 244ZM137 247H138V245H137ZM174 247H175V245H174ZM39 248H41V247H39ZM84 248H86V247H84ZM120 248H117V250L120 249ZM144 248L146 249V246ZM215 248H217V247H215ZM224 248H226V247H224ZM161 249H159V250H161ZM56 252H57V250H56ZM170 252H171V250H170ZM34 253H33V255H35ZM37 253H38V251H37ZM189 253H190V251H189ZM121 254L122 253H120V255ZM158 254H159V252H158ZM192 254H194V252ZM131 255H133V254H131ZM160 255H162V254H160ZM250 255L248 254V256H250ZM63 256H65V255H63ZM22 258H24L25 260H23ZM190 258H192V256ZM201 259H203V258L201 257ZM73 260H75V259L73 258ZM122 260H124V259H122ZM146 260H147V258H146ZM197 260H199V259H197ZM253 260H251V261H253ZM190 261H191V259H190ZM241 261H243V260H241ZM46 262H47V260H46ZM48 262H49V260H48ZM70 262H72V261H70ZM194 262H195V260H194ZM33 263H34V261H33ZM64 263H66V262H64ZM115 263H116V261H115ZM123 263H124V261H123ZM47 264H49V263H47ZM116 264H118V263H116ZM143 264H145V263H143ZM239 264H240V262H239Z\"/></svg>",
	"mask_w": 264,
	"mask_h": 264
}]
</instances>
